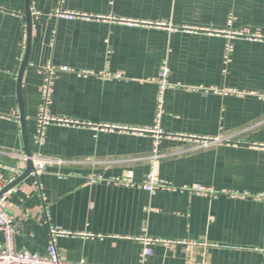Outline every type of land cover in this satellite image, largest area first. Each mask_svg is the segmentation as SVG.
<instances>
[{
  "label": "crops",
  "instance_id": "obj_1",
  "mask_svg": "<svg viewBox=\"0 0 264 264\" xmlns=\"http://www.w3.org/2000/svg\"><path fill=\"white\" fill-rule=\"evenodd\" d=\"M164 62L171 85L158 126L172 136L160 139L159 173L176 189L151 195L138 184L155 136L131 129L157 124ZM49 63L80 72L57 75L49 105L51 116L78 123L48 124L42 142ZM262 93L264 0H0V171L9 175L2 164L28 151L58 161L8 196L16 248L47 255L50 228L59 227L76 234L57 239L72 262L264 264V200L234 195L264 193ZM129 173L135 185L108 180ZM144 235L166 242L143 257Z\"/></svg>",
  "mask_w": 264,
  "mask_h": 264
},
{
  "label": "built area",
  "instance_id": "obj_2",
  "mask_svg": "<svg viewBox=\"0 0 264 264\" xmlns=\"http://www.w3.org/2000/svg\"><path fill=\"white\" fill-rule=\"evenodd\" d=\"M56 15L60 17H65L69 19L78 18V17H85V15L76 13V12H69L66 10H57ZM234 21V17L230 16L228 24L229 26L232 25ZM232 36H247L250 38L262 37L259 34H250L246 31H233ZM228 51H232L231 46H229ZM228 58V57H227ZM60 72H76L75 69L66 66V65H55L49 63L42 69V73L44 75V81L40 87V92L42 96V102L40 105V114L38 117L39 120V128H38V138L42 142H44V130L48 124L53 122L55 123H62V124H69V123H78L71 120L63 119V118H56L49 114V105L52 99L53 93V86L57 75ZM170 74L169 66L166 62L163 63L161 67V72L158 78V101H157V111H156V122L157 124L154 127L145 128V129H136L132 128L131 130L134 132H141V133H152L155 136L154 147L149 155L150 161V171L148 172L146 179L139 183L141 187L147 190L151 195H155L159 190H175V186L169 182L168 180L162 178L159 173L160 162L163 157V153L160 151V139L164 136H172L171 134L164 133L160 127L158 126V122L161 119V116L164 111V94L166 89L171 85L168 76ZM104 77L109 76H116L121 77L123 74L118 72L114 75L111 73L105 72L101 74ZM262 98H264V93L259 94ZM128 129V128H124ZM129 130V129H128ZM203 142L205 145L210 143H215L219 141L218 138H203ZM264 148V145H261ZM31 159L33 162V170L31 174L36 177L42 175L48 165L53 161L58 162L57 160H51V158H47L42 155H35V156H26L21 155L19 161L15 164H2L3 168L8 170L9 175H6L4 172L0 171V231L3 232L4 240L0 242V264H91L86 260H81L78 262H72L61 258L59 254V250L57 247V239L60 236L66 235H76L73 232H69L59 227H51L50 228V242H49V252L47 255H41L36 252L28 251V250H19L15 246V235L17 233V224L15 218L7 208V201L8 196L15 190V187L8 188L10 184H12L17 178L21 177L27 167L28 160ZM100 179H104L102 176L100 177H91L90 181H97ZM108 180L119 184V185H135L136 182L133 178L131 173L127 174L126 176H114L108 178ZM192 189L195 193L200 195H211L212 192L210 189L196 185L193 186ZM235 196H246L251 195L255 199L264 200V193L259 194H249L245 192L243 194H234ZM143 244V252L142 256L147 257L153 254V245L158 242H166V240L157 237L151 236H139L136 238ZM263 256H264V248L261 249Z\"/></svg>",
  "mask_w": 264,
  "mask_h": 264
},
{
  "label": "water",
  "instance_id": "obj_3",
  "mask_svg": "<svg viewBox=\"0 0 264 264\" xmlns=\"http://www.w3.org/2000/svg\"><path fill=\"white\" fill-rule=\"evenodd\" d=\"M27 19H28V25H29V32L31 34L32 30H33V20H32V15H31V11H30V8H29V1L27 2ZM27 62H28V56H26L25 58V61L23 63V66H22V69H21V73H23L24 69H25V66L27 65ZM22 75V74H21ZM21 80V79H20ZM22 120H23V123L25 122V116H24V113L22 111ZM28 155H32L30 151H28ZM33 162L31 159L28 160V167L27 169L25 170L24 174L19 177L17 180H15L12 184H10L9 187L6 188V190L8 188H11L13 186H15L17 183H19L20 181H22L25 177H27L30 172L33 170Z\"/></svg>",
  "mask_w": 264,
  "mask_h": 264
}]
</instances>
